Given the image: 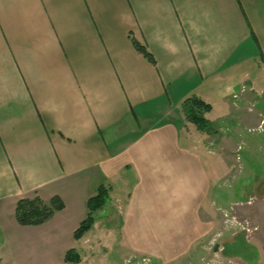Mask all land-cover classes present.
<instances>
[{
    "label": "crops",
    "instance_id": "1",
    "mask_svg": "<svg viewBox=\"0 0 264 264\" xmlns=\"http://www.w3.org/2000/svg\"><path fill=\"white\" fill-rule=\"evenodd\" d=\"M263 71L264 0H0V227L15 248L73 237L108 184L124 249L178 262L209 230L208 178L171 106L216 96V119L256 130ZM34 196L64 207L18 224L16 203Z\"/></svg>",
    "mask_w": 264,
    "mask_h": 264
},
{
    "label": "rangeland",
    "instance_id": "2",
    "mask_svg": "<svg viewBox=\"0 0 264 264\" xmlns=\"http://www.w3.org/2000/svg\"><path fill=\"white\" fill-rule=\"evenodd\" d=\"M250 61L252 66L260 63L255 58ZM259 85L264 88V76ZM204 100L212 107L201 113L210 125L207 132L189 122L183 102L171 106V117L180 124L179 137L184 142L185 134L199 146L208 178L201 207L207 214L203 217L209 230L188 255L178 262L163 263L145 253L127 252L120 243V225L115 220L120 215L112 211L114 203L108 197L105 206L95 213L91 229L77 240L71 235L44 240L38 234H28L15 248L9 230L0 227V264H264V128L255 130L254 121L240 124L235 119H216L217 97ZM258 107L259 103L254 104V111ZM138 121V129L149 124L141 118ZM127 137L132 139L134 134ZM70 249L79 255L75 262L64 261Z\"/></svg>",
    "mask_w": 264,
    "mask_h": 264
},
{
    "label": "trees",
    "instance_id": "3",
    "mask_svg": "<svg viewBox=\"0 0 264 264\" xmlns=\"http://www.w3.org/2000/svg\"><path fill=\"white\" fill-rule=\"evenodd\" d=\"M131 46L137 54H139L147 63L155 66V60L147 48L133 35H129ZM186 105L184 112L189 122L193 123L199 131L207 132L210 128L208 120L201 115L211 110V105L205 103L201 99L191 97L183 102ZM109 188L100 185L94 195L89 197L86 201V215L80 222L77 229L73 232V238H81L89 229H91L95 213L101 210L109 197ZM64 207L60 199L53 197L48 203L43 202L39 197L24 198L16 203L14 216L15 220L20 225H41L49 220L54 212L62 210ZM65 262L76 261L75 254L72 249L68 250L64 256Z\"/></svg>",
    "mask_w": 264,
    "mask_h": 264
},
{
    "label": "water",
    "instance_id": "4",
    "mask_svg": "<svg viewBox=\"0 0 264 264\" xmlns=\"http://www.w3.org/2000/svg\"><path fill=\"white\" fill-rule=\"evenodd\" d=\"M214 250L216 251L217 250V246L214 248ZM78 254H75V258L77 259L78 258Z\"/></svg>",
    "mask_w": 264,
    "mask_h": 264
},
{
    "label": "built area",
    "instance_id": "5",
    "mask_svg": "<svg viewBox=\"0 0 264 264\" xmlns=\"http://www.w3.org/2000/svg\"><path fill=\"white\" fill-rule=\"evenodd\" d=\"M261 124L263 125V124H264V122L262 121V122H261ZM259 128H261V125L259 126Z\"/></svg>",
    "mask_w": 264,
    "mask_h": 264
}]
</instances>
